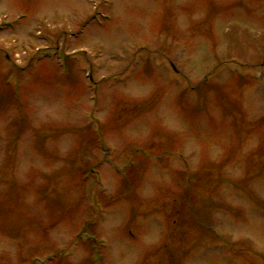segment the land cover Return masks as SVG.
<instances>
[{
    "label": "rangeland",
    "instance_id": "obj_1",
    "mask_svg": "<svg viewBox=\"0 0 264 264\" xmlns=\"http://www.w3.org/2000/svg\"><path fill=\"white\" fill-rule=\"evenodd\" d=\"M0 264H264V0H0Z\"/></svg>",
    "mask_w": 264,
    "mask_h": 264
}]
</instances>
